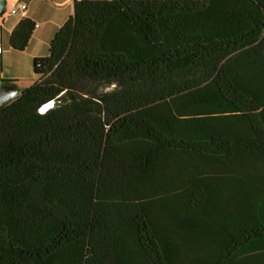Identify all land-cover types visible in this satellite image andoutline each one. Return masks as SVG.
I'll return each mask as SVG.
<instances>
[{"label":"trees","instance_id":"trees-1","mask_svg":"<svg viewBox=\"0 0 264 264\" xmlns=\"http://www.w3.org/2000/svg\"><path fill=\"white\" fill-rule=\"evenodd\" d=\"M32 72L0 264H264V0L75 1Z\"/></svg>","mask_w":264,"mask_h":264},{"label":"crops","instance_id":"crops-1","mask_svg":"<svg viewBox=\"0 0 264 264\" xmlns=\"http://www.w3.org/2000/svg\"><path fill=\"white\" fill-rule=\"evenodd\" d=\"M75 1L79 0H5V7L7 3L15 7L9 9L6 19L3 15L0 17V43L5 46L4 49L1 48L0 53V86L4 85L2 81H14L18 89L19 82L23 80L24 85H21L23 87L18 89L19 91L30 86V82L34 80L28 79L33 60L46 56L38 50L39 44L48 46L55 32L71 17ZM22 5L26 7L24 18L30 19L35 28L26 48L20 52L21 54L13 56L10 54L14 50L9 46V35L22 17L18 12L11 14V11H17ZM6 57L12 61L10 68L4 64Z\"/></svg>","mask_w":264,"mask_h":264},{"label":"water","instance_id":"water-1","mask_svg":"<svg viewBox=\"0 0 264 264\" xmlns=\"http://www.w3.org/2000/svg\"><path fill=\"white\" fill-rule=\"evenodd\" d=\"M5 10V0H0V15ZM20 95V91L13 85L4 84L0 86V106L10 104Z\"/></svg>","mask_w":264,"mask_h":264},{"label":"rangeland","instance_id":"rangeland-1","mask_svg":"<svg viewBox=\"0 0 264 264\" xmlns=\"http://www.w3.org/2000/svg\"><path fill=\"white\" fill-rule=\"evenodd\" d=\"M15 6H13V5H10V3H7L6 4V7H5V10H4V13H3V17H4V19H6L7 17H8V12H9V9L10 8H14ZM6 17V18H5ZM0 48H2V49H4L5 48V46L2 44V43H0ZM38 50L40 51V52H42V53H45V55H47V51H48V46H46L45 44H39V46H38ZM10 54H13V56L14 55H19V54H21L20 52H14V51H11V53ZM4 64L8 67V68H10V66H12V61L11 60H9L7 57L4 59ZM30 78H32V79H36L35 78V76L33 75V73H32V71H31V75L28 77V79H30ZM34 80L32 81V82H30V84L29 85H32V83L34 82ZM24 81V80H23ZM19 82V90L21 89V87H23V86H21V85H24V82Z\"/></svg>","mask_w":264,"mask_h":264},{"label":"built area","instance_id":"built-area-1","mask_svg":"<svg viewBox=\"0 0 264 264\" xmlns=\"http://www.w3.org/2000/svg\"><path fill=\"white\" fill-rule=\"evenodd\" d=\"M25 9L26 7L24 5L20 6V8L16 11V10H12L11 14H15L16 12L19 13V15L23 18L25 17ZM0 53H1V48H0Z\"/></svg>","mask_w":264,"mask_h":264},{"label":"bare ground","instance_id":"bare-ground-1","mask_svg":"<svg viewBox=\"0 0 264 264\" xmlns=\"http://www.w3.org/2000/svg\"><path fill=\"white\" fill-rule=\"evenodd\" d=\"M50 107H51V105L48 104V105H46V106L44 107V109H42V111H44V110H46V109H49Z\"/></svg>","mask_w":264,"mask_h":264}]
</instances>
